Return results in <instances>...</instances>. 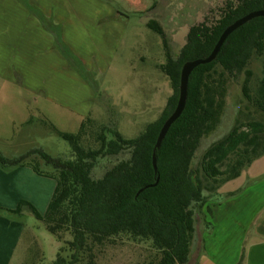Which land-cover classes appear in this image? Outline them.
<instances>
[{"label":"trees","instance_id":"trees-1","mask_svg":"<svg viewBox=\"0 0 264 264\" xmlns=\"http://www.w3.org/2000/svg\"><path fill=\"white\" fill-rule=\"evenodd\" d=\"M261 9L264 0H227L213 22L188 28L176 55L170 53L161 25L153 20L146 24L162 39L166 62L159 70L168 78L172 94L160 117L138 137L125 139L88 115L75 134L58 133L69 144L71 159L52 158L40 149L10 159L0 155L3 169L28 166L55 181L43 214L23 200L14 210H3L27 211L44 223L58 243L52 264H99L107 245L121 244L144 246L136 264H189L196 215L202 213L208 197L264 153V17L240 26L226 38L214 61L192 70L184 109L155 151L156 172L154 144L175 108L182 65L207 57L228 25ZM252 57L263 61L262 77L253 86L247 69ZM216 67L233 79L244 73L241 93L251 111L239 112L231 130L207 147L195 164L200 140L213 130L224 103L223 82L212 78ZM125 152L128 157H117L101 177H92L98 160ZM33 157L51 170H42ZM205 212L212 215L208 207ZM236 264H244L243 254Z\"/></svg>","mask_w":264,"mask_h":264},{"label":"rangeland","instance_id":"rangeland-1","mask_svg":"<svg viewBox=\"0 0 264 264\" xmlns=\"http://www.w3.org/2000/svg\"><path fill=\"white\" fill-rule=\"evenodd\" d=\"M16 1L28 13L38 12L41 7L55 13L62 28L65 26L67 42H62L59 26L52 28L51 44L41 52L48 83L47 88H42L45 93L36 94L40 89H32L28 83H12L0 75V153L22 155L30 149H40L52 158L67 160L71 159V149L58 133L75 134L88 115L98 125L112 126L125 139L138 137L160 117L172 89L159 70L166 62L162 39L146 24L153 20L161 25L168 49L176 55L185 43L188 28L203 21L213 22L227 0H15L14 5ZM96 14L101 17L100 26L93 30L88 22ZM12 24L11 18L6 20L0 14V26ZM18 24L21 45L27 46L32 30L27 20L20 19ZM82 33H87L88 39L84 37L82 41ZM91 36L95 43H91ZM85 57L90 61L89 68L81 62ZM247 69L251 71L253 86L262 77V59L252 57ZM72 74L78 77L79 86L70 78ZM15 77L21 79L17 74ZM212 78L223 82L224 103L213 130L200 140L195 164L207 147L231 130L239 112L251 111L246 109L248 103L241 93L244 73L233 79L216 67ZM88 95L91 96L87 98ZM117 157L126 158L128 153L98 160L92 177H101ZM33 158L42 170H51L41 159ZM254 161L255 165H264V153ZM246 168L211 194L202 213L196 215V239L189 264H199L203 259L204 234L211 228V216L205 208L212 210L226 200L225 193L242 187L246 183ZM18 219L24 229L9 264H52L58 248L56 238L31 213L22 212ZM143 247L107 245L99 264H136L145 253Z\"/></svg>","mask_w":264,"mask_h":264},{"label":"crops","instance_id":"crops-1","mask_svg":"<svg viewBox=\"0 0 264 264\" xmlns=\"http://www.w3.org/2000/svg\"><path fill=\"white\" fill-rule=\"evenodd\" d=\"M14 3L15 0H0V14L6 20H13L11 27L0 26V75L12 83H28L30 88L40 89L36 94L45 93L42 88H47L48 83H45L47 76L43 73L44 58L41 52L50 46L51 30H56V26L61 28V39L66 44L65 26L62 28L63 23L57 19L55 13L43 11L42 7L38 12L28 13L18 2L16 5ZM20 19L27 20V25L32 30L27 46L21 45L18 27ZM100 19L99 14L89 17L88 26L98 30ZM87 36V33H82L81 40ZM91 38V43H95L94 37ZM48 54L50 60V53ZM81 62L87 68L91 66L86 57ZM62 64L61 62L60 68ZM37 69L41 72L38 73ZM16 74L21 76L19 81ZM72 76L70 78L79 86L78 77L74 74ZM82 96L83 101L87 102L84 95ZM85 111H88V107ZM0 155L10 159L12 156H19V153ZM255 163L253 161L246 168V183L235 191L225 193L226 200L211 210V228L204 234L203 259L199 264H236L241 254L244 264H264V165ZM54 186L53 179L35 174L28 166L0 168V264L10 263L24 229L23 223L18 219L19 214L6 213L3 210H14L19 201L23 200L43 214Z\"/></svg>","mask_w":264,"mask_h":264},{"label":"water","instance_id":"water-1","mask_svg":"<svg viewBox=\"0 0 264 264\" xmlns=\"http://www.w3.org/2000/svg\"><path fill=\"white\" fill-rule=\"evenodd\" d=\"M258 17H264V9L252 11V12L246 14L245 16L237 19L236 21H234L230 25H228L223 30L221 35L219 36L214 48L212 49L211 53L207 57L195 59L192 61H187L182 65L181 70H180V75H179L178 97H177V102H176L175 108L172 111V113L167 117V119L164 121V123L162 124V126L158 132L155 144H154V148H153V152H152V166H153L154 172H156L155 151L157 149H159L161 142H162L163 138L165 137L168 129L174 123V121H176L179 118V116L181 115V113L184 109L186 98H187L188 78H189V75L192 72V70L195 69L196 67H198L199 65L208 64V63L214 61V59L216 58L222 44L226 40V38L232 32H234L236 29H238L240 26H242L245 23L249 22L250 20L258 18ZM155 185H156V182L153 185H149L146 187H153ZM141 191L142 190H139V192H141Z\"/></svg>","mask_w":264,"mask_h":264}]
</instances>
